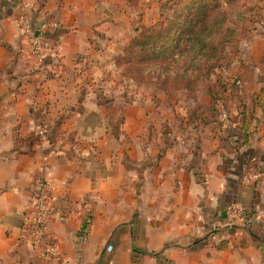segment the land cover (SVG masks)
Listing matches in <instances>:
<instances>
[{"label": "crops", "instance_id": "crops-1", "mask_svg": "<svg viewBox=\"0 0 264 264\" xmlns=\"http://www.w3.org/2000/svg\"><path fill=\"white\" fill-rule=\"evenodd\" d=\"M161 1L0 0V264H43L23 236L41 180L56 264H264V0L237 86L187 102L116 63ZM29 27L52 45L46 70Z\"/></svg>", "mask_w": 264, "mask_h": 264}, {"label": "trees", "instance_id": "trees-1", "mask_svg": "<svg viewBox=\"0 0 264 264\" xmlns=\"http://www.w3.org/2000/svg\"><path fill=\"white\" fill-rule=\"evenodd\" d=\"M252 0H169L161 20L127 46L124 76L166 91H195L221 67L225 47L236 41ZM34 141H40L36 136Z\"/></svg>", "mask_w": 264, "mask_h": 264}, {"label": "built area", "instance_id": "built-area-1", "mask_svg": "<svg viewBox=\"0 0 264 264\" xmlns=\"http://www.w3.org/2000/svg\"><path fill=\"white\" fill-rule=\"evenodd\" d=\"M26 33L31 37V54L36 57L39 62L40 70H46V58L52 51V45L48 39L37 36V32L32 28H27ZM36 135L40 140L46 136V128L40 125L37 128ZM37 192L32 198V205L27 219L23 227V236L39 245L41 250L40 256L43 264H56V259L53 253L52 242H49L48 221L51 213L55 210V206L50 203L51 185L47 181L41 180L36 184ZM233 217H238L242 214L240 208L232 207L229 210ZM112 247L108 248L111 251ZM57 264H69L66 261H60Z\"/></svg>", "mask_w": 264, "mask_h": 264}, {"label": "rangeland", "instance_id": "rangeland-1", "mask_svg": "<svg viewBox=\"0 0 264 264\" xmlns=\"http://www.w3.org/2000/svg\"><path fill=\"white\" fill-rule=\"evenodd\" d=\"M169 0H162L160 3H159V8H160V16H159V19L154 21L152 23L153 24H156L157 22H159L161 20V7H162V4L164 3H168ZM253 2V0H252ZM252 8L248 14H247V19L243 25V28L240 29V32H239V35L236 39V41H234L233 43L227 45L223 51V57L220 61V64H221V67L216 69L214 71V73L210 76V78L204 80L197 88V90L195 91H188V90H171V91H166L161 85H158L156 83H141V82H138L136 80H133L132 78H129L128 76H124L123 73H125L126 69L124 68V66H120L118 61L120 59H122V57L124 56V52H125V49L127 48V46L134 40V38L140 33L141 30H137L135 33H134V36L131 38V40L127 43L126 46H124L123 48V51L122 53H120L117 57H116V63H117V66L119 68V73L121 76H123L127 81L128 83L133 81L137 86L139 87H144V88H151L152 90L153 89H156V90H159V91H162L164 92L165 94H171L172 92H181L182 95L186 94V96H182V100L183 101H188L201 87H208V88H211V87H215V88H221L223 90L225 89H230V88H233L235 86H237V75H238V72L234 71L236 68H237V64H238V58L241 54V50H240V46H241V43L243 42V40L245 38H243V33H244V30L246 28V23L251 21L252 19H255L254 17V14H253V6H252V3L248 6V8ZM259 18H262V17H259ZM151 25V26H152ZM221 101L222 99L221 98H216L214 97V106L212 109H210V113L214 116V117H217L216 116V113L219 112L220 108L218 109V105L221 107ZM198 110H201V109H198ZM216 112V113H215ZM205 114V113H203ZM188 117V114L187 116ZM200 118V117H198ZM203 119H206L205 117H202V120L200 121H204ZM199 120V119H198Z\"/></svg>", "mask_w": 264, "mask_h": 264}]
</instances>
